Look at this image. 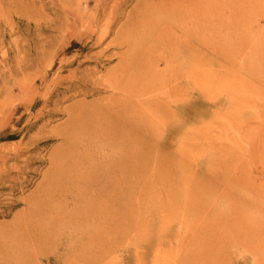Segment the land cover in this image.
<instances>
[{
	"label": "rangeland",
	"instance_id": "rangeland-1",
	"mask_svg": "<svg viewBox=\"0 0 264 264\" xmlns=\"http://www.w3.org/2000/svg\"><path fill=\"white\" fill-rule=\"evenodd\" d=\"M119 57L192 102L120 110ZM0 264H264V0H0Z\"/></svg>",
	"mask_w": 264,
	"mask_h": 264
},
{
	"label": "bare ground",
	"instance_id": "bare-ground-1",
	"mask_svg": "<svg viewBox=\"0 0 264 264\" xmlns=\"http://www.w3.org/2000/svg\"><path fill=\"white\" fill-rule=\"evenodd\" d=\"M95 20L96 19L93 18V19H88L85 22V31H89V33H91V32L95 33L96 32V29H95L96 27L94 25ZM130 25H131V19L127 18L126 22L124 23V27L129 29L128 27ZM194 28L195 27L193 25V22L191 21L189 28H187L184 32H182V34L185 35L183 38L185 39L184 42H186V44L187 43L188 44L193 43L194 32H195ZM144 29H145V27H144ZM157 30L159 31V29H157ZM122 31H124V30H122ZM162 31L160 30V34H161V36H164L162 34ZM148 32H146V34H148ZM140 35H143V34L140 33ZM173 35H174V37L171 34V36L175 40L173 42H176L178 35H175V34H173ZM143 36L147 37L146 35H143ZM166 37L169 38V36H167V34H166ZM165 42L166 41H163V43H165ZM109 47H112L113 49L114 48H124L125 52H123V54L124 53L127 54L128 51L130 50L129 43L121 40L120 36L116 37L111 42V44L104 50L103 54L106 55L107 53H109V49H108ZM119 58H120V62H119L120 74L118 77L115 76L113 79H111L107 83V88L112 92V98L115 97V98H118L120 102H125V105H123L122 108H120V110H122V111L123 110L126 111L129 109L133 110V106L131 108V106L127 103L130 102L131 99H133L135 96H142L144 98L143 101L141 103H137V106H139L138 109L141 112H144V113L146 112L149 117L150 116L152 117V119H154L156 117H160V116H162V118L165 116L174 118L176 116L175 114L180 112V108H178V106L177 107H175V106L171 107V105H173L172 103L175 102L174 99L180 98L181 95H183V93H186L185 95H187L189 98V101L192 102L193 94L195 92V76H194V74H192V73L189 74V76L186 78V83L184 85L182 84V80H181L182 78L180 76H178L176 71H171L170 76L168 78L161 80L160 82L154 81L155 74H156V67L158 65V64L156 65L154 63H156L157 61H163V60H165V58L163 59L162 57H160V58H158L159 60H157L154 63L151 61L152 62L151 68L147 69V70L144 69L143 71H141V68L140 69L135 68V66L130 67L129 64H125L123 62V57H119ZM146 67H147V65H146ZM79 82L80 81L77 82L78 85L81 84ZM76 87H77V85L72 86L71 91H74ZM95 93H97V92H94V90H92V89L85 91V94L93 95ZM160 96H161V98H160ZM112 100L115 101V99H112ZM125 106L127 107V109L125 108ZM192 107L193 106L190 105L189 109H192ZM122 114L124 115V112ZM189 116H192V113H190ZM127 117H128V114H127ZM127 117L124 118V121H125L124 133L118 134V138H120V139H117V135L113 134L114 138L113 137L111 138L112 135H110V138L108 139L110 141H106V143L107 144L109 143V145H111V146L120 144L121 146L124 147V148L121 147L124 152H126V150L128 151V148L130 145V139H129L130 130H131L130 127L133 125L132 124L133 121L131 119H128ZM119 118H120V116H119ZM117 120H119V119L117 118ZM71 121L74 122L73 117L71 118ZM95 121H97L98 124H92L94 130L100 129L101 132H104L107 125L104 126L103 122L96 119V118H95ZM101 122H102V124H101ZM120 124H119V127L121 126ZM171 125H172V127H176L175 122H172ZM161 127L163 128L162 125H161ZM119 129H121V128H119ZM67 136H70V134L67 133ZM114 156L115 155L112 154L111 160L109 161V162H111V164L117 163V161H116L117 158L114 159L113 158ZM112 165H114V164H112ZM114 166H116V165H114ZM110 168H113V167H110Z\"/></svg>",
	"mask_w": 264,
	"mask_h": 264
}]
</instances>
